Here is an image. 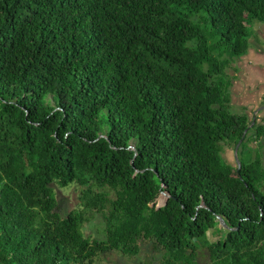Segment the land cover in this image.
Here are the masks:
<instances>
[{"label":"trees","instance_id":"1","mask_svg":"<svg viewBox=\"0 0 264 264\" xmlns=\"http://www.w3.org/2000/svg\"><path fill=\"white\" fill-rule=\"evenodd\" d=\"M252 21L264 0H0V264L142 244L162 264H264V163L240 157L264 122L232 112L227 73ZM92 212L104 238L84 233Z\"/></svg>","mask_w":264,"mask_h":264},{"label":"rangeland","instance_id":"2","mask_svg":"<svg viewBox=\"0 0 264 264\" xmlns=\"http://www.w3.org/2000/svg\"><path fill=\"white\" fill-rule=\"evenodd\" d=\"M251 36L250 48L247 53L237 59L227 73L233 78L232 83V112H248L257 122H264V23L252 21L249 24ZM255 115V116H254ZM246 157L260 156L264 163V140L249 139L245 147ZM221 159L224 163L235 164L234 148L223 142ZM239 156V155H238ZM264 165V164H263ZM57 200L62 211L68 212L81 207L82 187L72 183L66 187L55 185ZM160 194L157 203L159 204ZM84 233L90 238L105 237V219L101 212L89 213V220L85 223ZM217 234L214 230L208 231V238L215 240ZM202 264H207L208 257L203 251ZM97 264H162V255L154 252L147 244H142L141 251L136 255H128L112 250L100 254L95 258Z\"/></svg>","mask_w":264,"mask_h":264},{"label":"water","instance_id":"3","mask_svg":"<svg viewBox=\"0 0 264 264\" xmlns=\"http://www.w3.org/2000/svg\"><path fill=\"white\" fill-rule=\"evenodd\" d=\"M255 122V119H254V121H253V123ZM246 132V131H245ZM241 141H242V139L238 142V144H237V146L235 147V149H234V155H235V158H236V162L238 163L237 164V166H239V164H241V162H240V159H239V156H238V152H239V147H240V143H241ZM131 148H135V146L134 145H131ZM161 194H163V195H165V201H164V203H162V204H158L157 206L159 207V206H162V205H165L166 204V202H167V200H168V197H169V194L167 193V192H165V191H162L161 192ZM220 223H221V225H224L225 226V222H224V220L223 219H221L220 218Z\"/></svg>","mask_w":264,"mask_h":264}]
</instances>
